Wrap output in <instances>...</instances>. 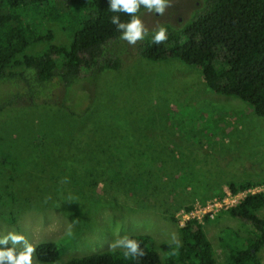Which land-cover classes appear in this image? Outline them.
I'll list each match as a JSON object with an SVG mask.
<instances>
[{"label":"rangeland","instance_id":"obj_1","mask_svg":"<svg viewBox=\"0 0 264 264\" xmlns=\"http://www.w3.org/2000/svg\"><path fill=\"white\" fill-rule=\"evenodd\" d=\"M205 1L171 0L163 16L145 10L140 18L149 34L157 25L181 32ZM44 27L53 32L52 44L69 43L55 22ZM140 43L115 44L120 70L68 91L54 78L34 101L19 76L24 68L0 84V159L5 154L16 165L0 164V196L14 194L12 208L19 209L14 224L0 219V235L16 231L35 247L65 248L55 262L41 264L110 251L109 243L124 235L150 236L163 262L170 253L160 246L172 233L180 240L170 221L179 209L219 195L228 183L264 180V117L240 99L209 92L200 68L143 59ZM138 178L144 187L134 190ZM219 214L203 232L216 264H226L232 250L249 246L253 229ZM257 255L264 264V247Z\"/></svg>","mask_w":264,"mask_h":264},{"label":"trees","instance_id":"obj_2","mask_svg":"<svg viewBox=\"0 0 264 264\" xmlns=\"http://www.w3.org/2000/svg\"><path fill=\"white\" fill-rule=\"evenodd\" d=\"M205 4V10L181 32L167 28L164 43L154 44L152 33L148 34L138 45V55L150 62L173 59L200 68L209 92L240 99L251 106L257 117H264V0H206ZM143 11L142 7L140 13ZM113 15L123 22L129 19L123 13L109 11L108 0H0V84L16 76L13 70L24 68L19 76L34 101L54 78L68 91L81 81L94 80L105 70H120L123 63L113 49L122 40L116 26L110 23ZM46 21L60 26L69 39L67 45L52 44L54 35L44 27ZM39 44L46 45L41 52L26 53ZM150 150V154L155 152ZM1 157L0 164L15 169L13 158L5 154ZM132 184L134 190L144 187L139 178ZM259 185H264V180L231 182L226 186L236 194ZM12 205L17 207L14 194L0 196V219L10 224L15 223L19 213ZM191 206L181 209L187 211ZM261 212L264 193L250 195L238 206L222 212L253 229L249 246L232 250L226 264H261L257 255L264 247ZM170 221L177 225L173 216ZM211 221L205 219L204 224ZM204 224L191 220L179 227L182 247L178 255H171L169 245L162 244L160 248L170 253L163 262L150 236H131L145 251L143 258L126 260L117 250L72 258L65 264H216L212 244L203 232ZM64 251L60 244L51 242L38 245L35 255L41 263H51Z\"/></svg>","mask_w":264,"mask_h":264},{"label":"clouds","instance_id":"obj_3","mask_svg":"<svg viewBox=\"0 0 264 264\" xmlns=\"http://www.w3.org/2000/svg\"><path fill=\"white\" fill-rule=\"evenodd\" d=\"M109 11L113 13H123L129 17L126 22L121 21L118 15L110 18V23L116 26L120 33L119 39L126 41L129 45H136L148 34V29L140 18V10L143 7L147 13H155L163 16L165 11L171 7V0H108ZM167 28L157 25L152 33L154 44H162L167 41ZM67 182V178H65ZM72 225H68L67 234L71 235ZM169 247L172 249L171 255H178V250L182 244L175 233L170 234L168 240ZM174 246V247H172ZM109 250L116 252L120 250L124 259H140L145 256V251L140 243L124 235L115 239L108 245ZM36 247L21 233L7 231L0 235V264H41L35 256Z\"/></svg>","mask_w":264,"mask_h":264},{"label":"built area","instance_id":"obj_4","mask_svg":"<svg viewBox=\"0 0 264 264\" xmlns=\"http://www.w3.org/2000/svg\"><path fill=\"white\" fill-rule=\"evenodd\" d=\"M259 193H264V185L248 188L236 194L226 186L219 195L206 201H196L187 211L180 209L176 215L177 225L182 227L191 220L204 224L205 219L213 220L219 213L238 206L246 197Z\"/></svg>","mask_w":264,"mask_h":264}]
</instances>
